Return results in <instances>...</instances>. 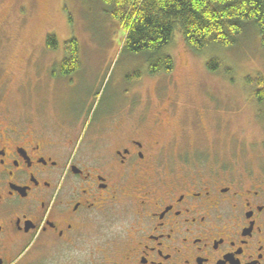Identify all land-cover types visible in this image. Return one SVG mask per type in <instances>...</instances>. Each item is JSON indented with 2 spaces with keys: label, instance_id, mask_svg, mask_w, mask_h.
Segmentation results:
<instances>
[{
  "label": "flooded vegetation",
  "instance_id": "flooded-vegetation-1",
  "mask_svg": "<svg viewBox=\"0 0 264 264\" xmlns=\"http://www.w3.org/2000/svg\"><path fill=\"white\" fill-rule=\"evenodd\" d=\"M65 48L53 100L82 69ZM144 80L126 73L86 130L82 106L0 107V264H264V162L173 156L151 139Z\"/></svg>",
  "mask_w": 264,
  "mask_h": 264
},
{
  "label": "rangeland",
  "instance_id": "rangeland-1",
  "mask_svg": "<svg viewBox=\"0 0 264 264\" xmlns=\"http://www.w3.org/2000/svg\"><path fill=\"white\" fill-rule=\"evenodd\" d=\"M58 49L75 40L82 57L79 81L49 95L48 71ZM124 31L93 0H0V107L33 121L34 106L43 112L58 104L68 110L84 107L83 130L107 107L126 73L139 70L141 90L150 101V136L186 161L211 163L264 162V103L254 85L264 81V48L253 32L236 47L198 56L177 31L166 54L173 60L169 75L150 76L145 56L123 50ZM211 55L222 58L216 73L208 70ZM87 99L80 105L78 95ZM160 113L161 115H158ZM160 120L155 127L156 118Z\"/></svg>",
  "mask_w": 264,
  "mask_h": 264
},
{
  "label": "trees",
  "instance_id": "trees-1",
  "mask_svg": "<svg viewBox=\"0 0 264 264\" xmlns=\"http://www.w3.org/2000/svg\"><path fill=\"white\" fill-rule=\"evenodd\" d=\"M108 8V16L124 31L123 50L145 56L150 76L169 75L173 60L166 49L179 32L187 48L195 55L230 50L253 31L264 48V0H93ZM49 51L58 49L53 36L46 39ZM66 50L74 52L63 64L66 72L77 67L78 43L69 40ZM222 58L211 55L208 70L216 73ZM254 95L264 103V81L257 78Z\"/></svg>",
  "mask_w": 264,
  "mask_h": 264
}]
</instances>
